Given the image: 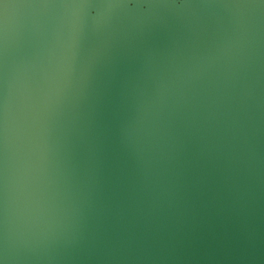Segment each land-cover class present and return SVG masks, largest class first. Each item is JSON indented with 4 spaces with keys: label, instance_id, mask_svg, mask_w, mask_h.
Segmentation results:
<instances>
[{
    "label": "water",
    "instance_id": "1",
    "mask_svg": "<svg viewBox=\"0 0 264 264\" xmlns=\"http://www.w3.org/2000/svg\"><path fill=\"white\" fill-rule=\"evenodd\" d=\"M0 264H264V0H0Z\"/></svg>",
    "mask_w": 264,
    "mask_h": 264
}]
</instances>
